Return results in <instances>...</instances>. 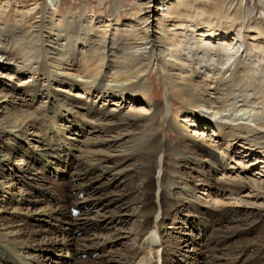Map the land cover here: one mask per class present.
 I'll list each match as a JSON object with an SVG mask.
<instances>
[{
	"label": "bare ground",
	"instance_id": "obj_1",
	"mask_svg": "<svg viewBox=\"0 0 264 264\" xmlns=\"http://www.w3.org/2000/svg\"><path fill=\"white\" fill-rule=\"evenodd\" d=\"M223 1L211 0L205 11L198 6L199 0H112L109 14L97 15L89 10L88 3L76 10L70 7L63 14L60 5L65 0H22L16 7L12 0H0V70L4 74L0 76H7L6 81L0 79V208L8 205L14 210L9 216H5V209L0 212V264H74L75 255L82 257L90 250L92 255L100 251L111 260L105 250L118 245L115 240H96L94 248L74 249L66 262L51 255L40 259L38 250L57 251L70 245L68 238L62 245L43 237V230L42 234L26 231L30 220L39 222L41 217L24 215L20 207L29 203L49 207L55 202L53 209L42 212L57 225L77 229L72 231H94L101 226L100 220L78 219L71 211L63 214L59 206L66 212L71 206H100L110 213L117 203L108 191L129 172L128 186L132 184L139 194L152 193L151 188L135 184L153 177V160L160 154L165 159L170 155L172 160L169 167H162V202L175 203L176 199H167V193L177 190V195L184 193L188 203L199 209L197 217L185 214L184 209L180 214L189 220L181 227L189 226L199 235L214 228L208 245L212 243L216 252L231 249L226 245L236 235L231 231L234 226L228 229L229 236L216 233L232 217L223 206L201 199L198 194L204 191V196L209 192L217 201L233 200L252 210L263 225L264 236V180L252 176L247 165L241 172L232 171V161H246L252 156L264 164V23L244 25L250 15L244 6L245 18L241 20L242 14L237 18L241 20L237 35H231L227 28L218 31L214 19H226L223 10L228 12L233 7V3ZM248 1L242 0V6ZM127 4L132 6V13L124 10ZM13 9L19 13L8 20ZM227 18L236 20L230 12ZM245 30L253 32L249 36L254 53L244 39ZM151 75L167 89L170 111L149 95ZM97 101L103 105H96ZM128 101L133 104L131 109L126 107ZM143 101L145 109H137ZM175 102L184 109L174 114ZM108 103L114 105L107 107ZM170 132L179 137L177 143L168 139ZM19 151H24V156L29 154L28 161L14 156ZM46 162L49 165L44 170L48 172L56 162L64 164L63 176L73 175V168L79 170L78 176L67 178L63 187L55 184L53 200L45 199L51 187L40 183L44 180L27 176L33 163ZM7 168L15 173L10 179L5 177ZM108 176L114 177V183ZM19 186L33 190V196L17 198L14 192L23 193ZM71 186L77 196L83 195L81 201L69 194ZM201 208L210 213L206 225L197 223ZM170 209L178 212L180 204ZM154 213L147 207L136 216L142 222L138 237H156L150 222ZM166 214L158 224L160 237L171 216ZM121 218L112 216L110 225L125 223ZM232 219L231 225L237 222ZM15 223L25 227L18 228ZM171 223L178 227L176 221L171 219ZM262 236L260 242L251 238L238 241L239 247L231 252L243 254L253 243L262 245L264 251ZM189 237L194 240L196 236ZM169 246L159 248L163 264H171L166 258L175 256ZM139 251L123 253L117 260L123 264ZM194 254L191 251L186 261Z\"/></svg>",
	"mask_w": 264,
	"mask_h": 264
},
{
	"label": "rangeland",
	"instance_id": "obj_2",
	"mask_svg": "<svg viewBox=\"0 0 264 264\" xmlns=\"http://www.w3.org/2000/svg\"><path fill=\"white\" fill-rule=\"evenodd\" d=\"M199 1L200 2H198V6H200L202 10L205 9V11H207L208 10L207 8L210 5H212L211 0L210 1L209 0H199ZM17 2L22 3V0H12V4L14 7H16ZM224 2L226 4L228 2L233 3V7L231 11H228V12H230V16L236 17V20L235 21L233 20V22L231 21L232 19L227 20L228 19L227 18L228 9L227 8L224 9L223 11L225 12L224 14H222V16L223 15L226 16V19H221L222 17L214 19V22L217 23L215 28L218 31H223L224 28H227L228 30L231 29V32H230L231 35L232 34L237 35L240 29V25H241L240 24L241 22L239 21H241L242 18L243 19L245 18V16H243L244 15L243 12L245 11L244 6L246 9L250 11V15H249L250 17L248 16L247 19L245 18L244 25L254 26L258 23H264V3L261 0H249L247 3L244 2L243 6H242V0H224L223 3ZM85 3H88L89 10L95 11L97 15H101V14L108 15L109 14L108 8L112 5V0H105L104 2H101V0H80V1L79 0L78 1L77 0H65V3L63 2L60 5L61 6L60 12L65 14L66 11L70 9V7L73 8V10H76L77 8L82 7L83 4ZM131 8L132 6L127 4L124 10L127 11L128 13L130 12L132 13ZM14 11L15 9L12 10L13 12L12 14H9V16L7 17L8 20H11V19L14 20L17 13H19L17 11L15 12ZM241 14H242V17H240ZM239 17L241 18V20L237 19ZM126 18L127 17L125 16L124 19L126 20ZM251 33L253 32H249V30H245L244 39L248 41L247 44L249 46V49L250 51L254 53L255 52L253 50L254 46H253V43L250 42L252 40L249 36ZM6 77L7 76H5V78H2L3 81L4 80L6 81ZM148 81L151 84L149 95L154 98L155 100L154 102L163 103V105L166 108V111L167 109L168 111H170L169 102L167 99V92H166L167 89L165 88L164 84L161 83L162 81H158V78L152 75L148 78ZM82 99L86 101V98H82ZM175 103L177 105L173 106L174 114L175 112L184 109V107L180 105L178 102H175ZM144 104H145L144 101L141 102L140 105H137V109H140L141 107L145 109L143 106ZM96 105L102 106L103 102L97 101ZM109 105H114V104L108 103L107 107H109ZM132 105L133 104H131L130 101H128V103L126 104L127 109H131V107H133ZM208 132L209 134H212V132L210 131ZM167 136H168V139L171 140V142L174 144L177 143L179 140V137L175 135L173 132L168 133ZM9 138L11 139V137ZM9 138L7 139V141L14 143V141L9 140ZM20 146L25 147L26 144L25 145L20 144ZM25 149H29V148H25ZM23 152L24 151H19L14 156L20 160L28 161L29 154L27 156H24ZM32 160H35V159L33 158ZM171 162L172 160H171L170 155H167L165 159V156L160 154L153 160V166H152L153 177H151L150 180L148 182H145L144 184L142 183V181L136 182L135 185L137 187L138 186H140L141 188L149 187L153 190L152 193L144 194L142 192L141 194H139V192H136V189L132 188V184L128 186L127 183L129 182L126 183V178L128 180V178L131 175V173L129 172L130 174L127 173L126 175H124L123 180H121L115 187L112 186L110 191H108L109 196H114L113 200L117 203V205L110 210V213L108 212L109 209H106V208L103 209L100 206L99 207L87 206L85 208H81L80 215L75 216L76 218L78 219L86 218L87 219L89 217L90 218L92 217L91 219L95 218L101 221V226H99V228L94 231H90V232H82V230L72 231L71 229H76V228L66 226L65 224L57 225L56 222L52 221L49 217L45 215V212L44 213L42 212V210L44 209L46 210L53 209L54 205H56L55 202L49 207L45 203H40L41 205L40 204L33 205L30 203L21 205L20 208L22 209L21 211V213L23 212L22 214L24 215L32 214V216H35L36 219H37V216H40L41 218L39 222L30 220L29 224L25 225L26 227L20 223H15V226L17 225V227L18 226L25 227L26 231H33V233H37V234H39V232L42 234L41 230H43L44 231V233L42 234L43 237H46V239L49 240L50 242L53 240H56V241H59L58 242L59 244H62V243L64 244L65 240L68 238L66 241H69L70 245L61 246V248H59V250L57 251H52L53 249H50L51 251H43L41 249L38 250L37 255L41 257L40 259H44L45 255H51L54 258L59 257L61 260H64V262H66L67 259H71L74 249L76 252L77 250H80L82 247L94 248L95 246L94 242H96V240H98V242H104L107 240L108 241L115 240L116 243L119 242L117 243L118 245H114L113 247L107 248L105 250L106 254H110L112 256L111 260L109 259L106 260L105 256H103V253H101L100 251L92 255L90 254V252H92L90 250L89 254H85L82 257L80 255L79 256L75 255L74 261L76 260V262H80V261L93 262L96 264H121L119 260H117V258H120V256L123 255V253L125 255L127 252L131 250H134V251L136 250L137 252L138 248H140V251L139 253H137V256L127 257L125 260L122 261L123 264L126 262L128 263L129 260L132 261L133 258H134L133 262L131 263L129 262V264H134V263L135 264H163V259H164L163 254H162V250L159 251V248L163 245L165 246L170 245L169 251L175 252V256L171 255L170 257H167L166 259L168 262H171V264H184V261L186 262V264H213V263L264 264V251H263V246L260 244L253 243L254 245H249L251 247L250 250L246 251L243 254H235L231 252L235 247H239L237 244H239V242L241 243L242 239L251 238V240L257 239V242H260L259 239L263 235V229L261 228L263 227V225L260 224V222L254 218L253 214H251L252 210L243 207L242 205L238 204V202H234L233 200L230 201L226 199L223 201H217L215 199V196L212 195L211 193L209 194V192H206L207 195L205 196L203 195L204 191H201L198 194L201 197V199L211 203L209 205H214L217 207L223 206V208L229 211L228 213L229 217H232L235 220H237V222H234L232 225H231L233 221L232 218L228 219V221L225 220L222 223V225L218 228L217 233L215 232L217 235L229 236L230 232H228V229L234 226L232 230L231 229L230 230L235 232L236 235L237 233L241 234L240 236L235 235L232 238V240L228 243V246L226 245L227 248L232 246L229 251L226 250V252L225 251L216 252L213 250L214 245L212 243L208 245V239H210L211 235L213 234L214 228L211 230H207V233L204 232L199 235L195 230H190L189 226L186 228L181 227L186 222V220H189V217L188 219H186L184 216H181L180 213H182L183 210L186 209L185 214L193 215L197 217L199 213V209H197L196 207H193L191 203H188L189 199L185 197L184 193L180 192L179 195H177V190H172L167 193V199L168 200L176 199L175 203L169 204L166 200H165L166 204L162 202L161 188H160L161 186L160 181H162L163 179V177H161L162 167L163 165L164 167H169ZM232 162H233L232 171L241 172L242 168H244L245 165H247L249 166L247 170L252 173L251 174L252 176H257V178L261 177L264 180V164H260L261 161L258 162L256 160V156H252V158L246 159V161H242L241 159H239L238 161L234 160ZM242 162H245V163L241 165ZM47 165H49V163L47 162L44 165L33 163V165L31 166L33 167V169L29 170L30 172L27 173V176L30 179L34 178L36 180L37 179L41 181L44 180L45 182L42 181L40 183L43 184V186L47 185L48 187H51V189L45 193V199L47 198L49 200H53L55 199V194L57 195V193H54L55 184H59L60 187H63V185L67 183L64 181H66V179L69 177L73 180L76 175L78 176L79 170L78 169L76 170L75 168H73V170L71 171L73 172V175L71 174L70 176L69 175L63 176L64 171L62 168H64V164L60 162H56V165L49 166V168L53 169L50 172H48V170L47 171L44 170L45 166L46 168H48ZM250 165L252 167H250ZM41 167L43 169H41ZM14 174L15 173L13 169L7 168V170H5V177L9 179L12 178ZM19 175H21V173H19ZM113 178H114L113 176H108L107 179H109V182L114 183ZM220 179H221V176H220ZM135 185L133 187H135ZM73 186L69 188V194L72 197L76 198L77 200L81 201L83 199V195L77 196V191L72 189ZM19 189H21L23 193L20 191L18 192V190L14 192L17 195V198L19 197V199L27 200L33 196V190H31L30 188L19 186ZM66 191H68V189ZM246 193L248 194V192H245L244 194L246 195ZM209 195H210V198H209ZM94 196L95 197H99V196L105 197V196H102L101 194H96ZM8 197L12 198L11 195H9ZM12 199L10 200L12 201ZM73 202L74 203L76 202L75 199H73ZM177 203L180 204V209L178 210V212L176 211L174 212L170 209V207L174 206V204H177ZM147 207H152L155 211L153 215L154 217L151 218L150 222L152 224L151 231L154 233L156 237L144 239V237H141V238L138 237V234L141 231L140 229H142L141 227L142 222L136 216L140 213L141 210H143V208H147ZM8 208H10L8 205L7 206L2 205V208H0V212H2L3 209H5L7 211V214L5 216L12 215L14 210H11ZM72 208H73L72 206L67 207V212H66V210L64 211L59 206V209L63 214H66V213L68 214V211H71ZM201 211H202V215H201V218L197 220V223L202 222V223H205L204 225H206L208 223L207 220L209 219L210 213L202 208H201ZM40 212H42L43 214L39 215ZM166 212L170 213L171 216H170L169 222H167L166 230L163 232V234H161V237H160V233L158 231V224L162 220L163 216L167 218L168 214H166ZM112 216L122 217L121 219L125 223L123 224L115 223L113 225H110L109 219ZM171 219L172 221H176L177 223H179L177 225L178 227H174L172 225ZM205 219H207L206 222H205ZM53 225H57L58 228H55ZM195 226H197V224H195ZM200 227L202 226H199V228ZM245 232H249V233H245ZM260 233L261 235L258 236V234ZM188 235L189 236L193 235L194 237L196 236L195 237L196 239L194 238V240H191ZM172 237H174L173 241L169 242V239ZM127 249H129V251H126ZM141 249H144L145 251L143 252V250L141 251ZM189 250L191 251L194 250L195 254L191 256L192 260L186 261V256H189V253L191 252ZM115 255H117V257ZM173 258H174V261H172ZM72 262L73 261H69L68 264H72Z\"/></svg>",
	"mask_w": 264,
	"mask_h": 264
}]
</instances>
